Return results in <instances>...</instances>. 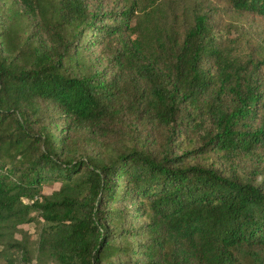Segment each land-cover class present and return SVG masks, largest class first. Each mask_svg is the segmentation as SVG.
<instances>
[{
	"label": "trees",
	"instance_id": "obj_1",
	"mask_svg": "<svg viewBox=\"0 0 264 264\" xmlns=\"http://www.w3.org/2000/svg\"><path fill=\"white\" fill-rule=\"evenodd\" d=\"M196 1L0 0V264H264V57Z\"/></svg>",
	"mask_w": 264,
	"mask_h": 264
},
{
	"label": "rangeland",
	"instance_id": "obj_2",
	"mask_svg": "<svg viewBox=\"0 0 264 264\" xmlns=\"http://www.w3.org/2000/svg\"><path fill=\"white\" fill-rule=\"evenodd\" d=\"M178 1L181 5H188L191 8L198 3L196 0ZM202 2L205 9H212L218 23V29L223 32L221 36L223 45L227 49L243 58L250 56L264 57V17L255 12L233 9L226 0H202ZM254 166L257 167L253 171L252 176L259 181L264 177V148L261 149L260 155L243 157L239 170L248 173L247 171ZM58 186L59 183L47 186L45 191L51 192ZM25 227L30 230L29 232L32 236L37 232L33 223L26 224Z\"/></svg>",
	"mask_w": 264,
	"mask_h": 264
}]
</instances>
